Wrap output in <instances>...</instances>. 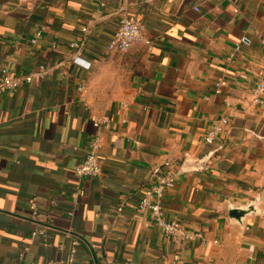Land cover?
Returning <instances> with one entry per match:
<instances>
[{
  "label": "crops",
  "instance_id": "obj_1",
  "mask_svg": "<svg viewBox=\"0 0 264 264\" xmlns=\"http://www.w3.org/2000/svg\"><path fill=\"white\" fill-rule=\"evenodd\" d=\"M122 16L141 22L149 48L107 50ZM260 38L264 0H0V68L10 61L33 76L0 96V264H64L74 237L75 264H172L176 248L137 209L166 171L177 173L167 221L203 235L180 248L184 264H264V103L252 101ZM95 138L101 175L78 178ZM257 198V214L228 218V206ZM38 226L46 242L32 243Z\"/></svg>",
  "mask_w": 264,
  "mask_h": 264
},
{
  "label": "built area",
  "instance_id": "obj_2",
  "mask_svg": "<svg viewBox=\"0 0 264 264\" xmlns=\"http://www.w3.org/2000/svg\"><path fill=\"white\" fill-rule=\"evenodd\" d=\"M128 0H122L123 4ZM123 7L120 8L122 10ZM44 28H39L35 33L32 43H35L42 37ZM143 43L148 48L150 47V40L144 36V27L138 20L122 16L117 28L114 30L111 38L107 43V50L111 52L126 53L134 45ZM261 46L264 49V38H260ZM71 48H78L75 43L70 44ZM239 50L237 46L234 52ZM233 56V53L230 57ZM40 69H43L40 67ZM43 74L40 75L42 77ZM33 82V76L29 75H16L12 71V62L8 61L4 67L0 68V96L12 92L22 87H28ZM220 84H215V94L220 93ZM83 86L78 87V91L82 92ZM252 101L256 105L264 103V73L257 79L252 91ZM228 125L226 118H222L219 122L215 123L203 137V144L205 146H212L217 138L224 132ZM1 129V127H0ZM99 140L95 138L82 161L77 164L74 169V174L78 178L98 179L101 175V166L98 159ZM177 173L174 171H166L157 174L153 182L144 188L140 194L137 203L139 213H148L155 223L159 233L169 239L173 246L176 248L172 256V264H184L183 259L179 254L182 246L201 242L203 235L199 231H188L177 221H167L164 210L163 201L165 194L174 188ZM77 193L71 194V200L77 204ZM36 200L34 198L29 200V208L32 211V216H36ZM73 214L69 213L71 217ZM29 241H43L46 242V231L44 227L38 226L32 229L29 233ZM80 247L78 238L69 239V248L67 258L64 264H75L77 251ZM62 249V248H60ZM28 251V247L24 246L18 258L22 260L24 254ZM37 264V263H30ZM47 264H50L48 262Z\"/></svg>",
  "mask_w": 264,
  "mask_h": 264
},
{
  "label": "water",
  "instance_id": "obj_3",
  "mask_svg": "<svg viewBox=\"0 0 264 264\" xmlns=\"http://www.w3.org/2000/svg\"><path fill=\"white\" fill-rule=\"evenodd\" d=\"M215 152H209L206 156L200 158V159H187L182 164V170L183 171H189V170H196L201 168L204 164L208 162V160L212 157V155ZM260 199L257 198L255 201L250 202L246 206L243 207H234V206H228L227 208V214L228 218L231 221H234L236 223H241L242 219L246 215L250 214H257L259 211L257 210L256 206L259 203Z\"/></svg>",
  "mask_w": 264,
  "mask_h": 264
}]
</instances>
